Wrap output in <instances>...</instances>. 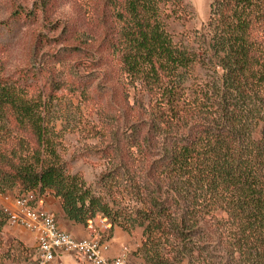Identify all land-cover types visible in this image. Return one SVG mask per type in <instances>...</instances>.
Wrapping results in <instances>:
<instances>
[{
	"label": "trees",
	"instance_id": "1",
	"mask_svg": "<svg viewBox=\"0 0 264 264\" xmlns=\"http://www.w3.org/2000/svg\"><path fill=\"white\" fill-rule=\"evenodd\" d=\"M81 1L100 37L93 67L111 69L122 92L133 87L147 120L121 131L110 103L98 110L110 142L96 192L62 158L44 109L62 90L102 99L97 73L66 67L68 46L13 75L0 62V194L51 195L75 224L101 215L129 234L142 228L139 264H264V0H210L187 41L166 24L181 18L180 0ZM60 37L73 36L64 28ZM197 66L206 78L192 76ZM7 223L0 207V264L12 259Z\"/></svg>",
	"mask_w": 264,
	"mask_h": 264
},
{
	"label": "rangeland",
	"instance_id": "2",
	"mask_svg": "<svg viewBox=\"0 0 264 264\" xmlns=\"http://www.w3.org/2000/svg\"><path fill=\"white\" fill-rule=\"evenodd\" d=\"M180 2L181 18L170 19L166 24L174 40L187 41L193 39L195 31L201 30L209 13L210 0ZM20 11L25 12V16L17 14L14 18V13ZM87 12L88 6L81 0H0V62L3 65V74L13 75L15 71L30 64L38 66L45 56L53 59L52 55L57 51L63 52L68 46L73 47L76 52H72L65 60L66 67L74 65L79 75L97 73L91 87L100 85L103 88L106 95L102 99L95 92L94 100L86 102L62 90L45 104L44 112L49 126L60 136L59 149L62 158L70 164L73 172L80 173L86 184L98 192L99 179L108 168L107 159L102 157L101 152L110 142V129L103 130L104 121L98 115V110L107 109V104L110 103L120 115L114 121L121 131L125 130V124L143 123L147 119L140 110L133 108V87L125 86L129 93L126 104L123 99L126 91H121L111 69L93 67L101 58L96 51L100 37L95 34L93 25L85 24V21L83 23L82 19L89 16L86 15ZM64 28L70 30L73 36L65 41L60 37ZM91 30L96 36L91 41H85V37L80 38V32L88 33ZM83 65L90 69L86 70ZM56 69L62 71L64 67L58 63ZM207 70L208 68L197 66L192 76L206 78ZM193 80L190 77L187 82L192 83ZM199 82L200 80L197 81ZM138 98L144 104L148 101L147 96L142 93H139ZM15 196L16 193L11 191L0 194V205L4 197L11 199ZM52 213L58 222L57 214L54 211ZM107 222L111 225L109 220ZM12 229L20 231L9 223L4 228V241L11 245L13 254L12 260H7L4 264H35L34 249L20 245L15 237L11 239ZM121 234L124 239L117 244V248L126 245L129 249L124 264H139L140 260L135 251L141 244L142 228L136 227L130 234L124 231ZM68 258L63 256L54 263L60 264Z\"/></svg>",
	"mask_w": 264,
	"mask_h": 264
},
{
	"label": "built area",
	"instance_id": "3",
	"mask_svg": "<svg viewBox=\"0 0 264 264\" xmlns=\"http://www.w3.org/2000/svg\"><path fill=\"white\" fill-rule=\"evenodd\" d=\"M11 202V199L5 197ZM14 209L4 205L2 209L7 215L8 223L20 226L30 233L36 241L35 264H49L58 253L67 252L79 255L84 264H124L129 249L124 246L119 254L110 257L109 230L110 224L101 215L88 221L91 236L77 238L62 230L52 212L36 207L35 195L23 193L12 198ZM95 219V220H94Z\"/></svg>",
	"mask_w": 264,
	"mask_h": 264
},
{
	"label": "crops",
	"instance_id": "4",
	"mask_svg": "<svg viewBox=\"0 0 264 264\" xmlns=\"http://www.w3.org/2000/svg\"><path fill=\"white\" fill-rule=\"evenodd\" d=\"M4 205L11 206V209L15 208L14 204L12 202V198H11V202H9L4 197V199H2V201H1L0 207H2ZM34 205L36 207L41 208L43 210H46L48 212L54 211L59 218L58 225L62 230L71 233L72 235H74L77 238H85V237L91 236L92 232L88 228V226L75 224V223H73V222H71L65 218V216H64V214H63V212L59 206V203L51 195H44V196L38 198V200H36ZM11 226L20 230V231H17L15 229H12L13 235H11V237H12L11 239H13L15 237L20 241L19 242L20 245H23V246L30 248V249H34L33 261L35 262L37 245H36V241H35V238L33 237L32 233H30L28 230H26L20 226H16V225H12V224H11ZM121 233H123V231L117 227H114V228L109 230L108 255L110 257L116 256L117 254H119L121 252L122 248L124 246H126V245H123V246L121 245V247L117 248V244L121 240L124 239V236ZM63 256H68L69 258L65 259L60 264H75V263L84 264L83 258L81 256L73 254V253H67V252L58 253L56 255V257L54 258V260H52L49 264H56V263H54L55 260L60 259ZM11 257L13 258L12 247H11Z\"/></svg>",
	"mask_w": 264,
	"mask_h": 264
}]
</instances>
